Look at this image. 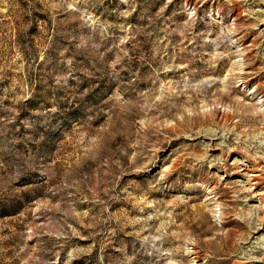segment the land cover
<instances>
[{"label": "rangeland", "instance_id": "rangeland-1", "mask_svg": "<svg viewBox=\"0 0 264 264\" xmlns=\"http://www.w3.org/2000/svg\"><path fill=\"white\" fill-rule=\"evenodd\" d=\"M257 10L0 0V264H264Z\"/></svg>", "mask_w": 264, "mask_h": 264}, {"label": "bare ground", "instance_id": "bare-ground-1", "mask_svg": "<svg viewBox=\"0 0 264 264\" xmlns=\"http://www.w3.org/2000/svg\"><path fill=\"white\" fill-rule=\"evenodd\" d=\"M257 11L258 12H261L263 14L262 15V19L260 21L261 22L260 25L263 26V28H264V10H257ZM242 13H243L242 9L239 6H236L235 9H234V13H233L234 14V19L239 20L241 18V16H242ZM245 165H244L245 167H243V168L241 167L242 168L241 171H246V174H244V175L246 176V181L248 183V187L247 188L250 189V190H256V189H258L260 183L262 181H264V173L261 171L262 168H258L257 167L255 169L252 166L249 167V166H247V164H245ZM248 173H251V174L248 175ZM259 194L260 193H257L253 197L259 199L257 197V195H259ZM263 227H264V225H261V227L259 229H257V231L263 230ZM195 258H199V255L196 254V257Z\"/></svg>", "mask_w": 264, "mask_h": 264}]
</instances>
